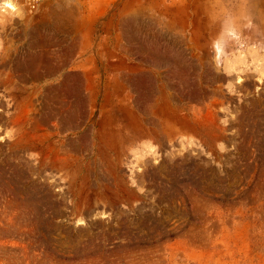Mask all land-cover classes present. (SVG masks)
Returning a JSON list of instances; mask_svg holds the SVG:
<instances>
[{
  "label": "rangeland",
  "instance_id": "374dc122",
  "mask_svg": "<svg viewBox=\"0 0 264 264\" xmlns=\"http://www.w3.org/2000/svg\"><path fill=\"white\" fill-rule=\"evenodd\" d=\"M0 264H264V0H0Z\"/></svg>",
  "mask_w": 264,
  "mask_h": 264
}]
</instances>
